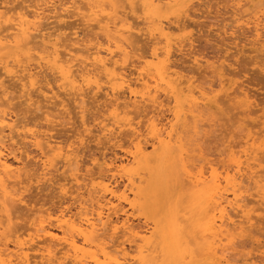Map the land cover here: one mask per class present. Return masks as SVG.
Masks as SVG:
<instances>
[{
	"label": "bare ground",
	"instance_id": "obj_1",
	"mask_svg": "<svg viewBox=\"0 0 264 264\" xmlns=\"http://www.w3.org/2000/svg\"><path fill=\"white\" fill-rule=\"evenodd\" d=\"M76 1H70L72 9H74L72 11H77L82 15V18H85L86 15H83L81 11L84 12L85 10L89 12V16L86 18H92L91 20L94 21V26L100 29L99 32L103 34L102 36L104 38V41L102 40L103 43H100L97 39L96 42H91L92 44L89 49L85 47L86 50L81 49L83 46L77 47L78 50L76 47V50H74V48H70L71 46H67L68 50L65 49L64 52L60 51V49L63 48L62 46H66V44H64L65 41L63 45L50 41L52 37L58 36V34H56L58 30L54 29V32L50 31L48 33H44L43 29L41 30L42 15L45 12H43V10L44 7L48 5L45 0H37V2H40V5H38V3L36 6L32 5L34 9L28 12H26V10L21 12V9L19 12V8H21L20 5H18L20 7L17 8L14 6L9 7L5 3H0V54L2 51L9 52L16 48L24 49L29 53V60L27 59L28 61L26 62L23 59L25 61L24 65H19L20 70H17L19 71L17 73L21 76L19 75L16 79L19 78V80L21 79L23 82L21 98L24 99L23 103H32V93H30V90H32V92L34 91L37 93L39 98L42 97L41 99L51 104V109L58 112L54 111L53 115L52 110L48 109V113H45L46 121L50 122L51 126L52 123L55 122L54 120L63 118L61 115L65 111H63V113H61V111L68 109L66 108V102H64L68 99H62L66 97L75 104L80 119V127H83V131H81L83 133L88 132L86 120L84 119L86 117L85 113H88L87 111L85 112L86 103L84 98L88 91V93L94 94L93 96L102 94L101 96L105 99L103 109L108 112V115L100 116V119L102 118L100 125L97 123V125L100 126L99 131L102 133L101 136L107 137V141L108 139L109 141L115 140L116 144L119 143L118 146H120V148L125 143H120L118 138H120L121 135L128 136L129 140L125 141H128L125 150L126 157L118 164L109 160L99 165L98 159H93L91 162L92 168L82 169L83 166L81 168L77 152L73 149L74 145L63 148L61 144L57 142L59 140L53 138L55 135H52L53 137L50 136L49 131V135L46 133L38 134L37 132H31L24 129L25 126L19 121L21 119L14 120V118H11L12 116H10V114L12 113H9V110H7L10 106L8 103L9 100L2 99V97L10 98V93L7 97V90L5 88L3 89L2 85L7 82L0 83V93L2 94V96H0V264H220V258H224L226 255L225 253L235 250L234 241L236 237H247L244 236L245 230L249 229V225L252 223V216H249V212L246 211L249 209V205L243 196V194H246V190L243 191L242 189V187H244L243 182L252 183V186H254V188H252L257 190L256 195L258 202L260 200L262 205L264 204V178L261 174L263 179L260 178L261 176L256 172V169L260 168L264 163V142L256 145V140L253 138V135L255 134L256 136V134L259 133H254V131L252 132L254 134L251 135V133L246 131L248 133L246 140L242 141L244 144L240 142L243 144L242 147L239 145V148H242L239 156L235 157L234 154L231 153L230 150L234 148L230 145L228 148L226 147L228 149L227 151L230 153L227 161L229 165H227L222 172L219 173L216 168H213V164L209 162L210 160L206 162L204 159H197V162L199 164L203 163V165L200 166L197 173H192V168L194 166L192 164V166L189 165V159L191 158H189L188 153L191 151H189L187 147L188 144H192L184 140L188 135L192 136V134L195 138L197 136V139L195 140L194 138L193 141L198 140L200 133L204 130V126L200 125L203 116H211L210 118L207 117L209 121H214V119L217 120V118H219L215 115L220 111V105H222L225 100L224 96H226L224 104L225 102L227 103L229 99L230 103L231 101L239 100L238 103L247 108L249 114L252 110L250 108L251 110L248 111L250 106L249 92L246 88L240 86L235 88L234 84L230 82L231 80L229 81L225 78V63L222 59L220 60L221 56L220 58L218 57L219 61L203 62L205 64L204 68L210 73L209 75L216 78V83L214 84L212 81V83H204L205 86H196L193 81L187 79L188 77L185 78L175 70V68H178V66L176 67L177 64L174 65L170 62L173 49H177V52H183L185 45L183 46L179 42H174L173 44L172 40H175L172 38V40H170L168 37V30L170 31L171 29L170 16L175 17L178 12H181L188 4V0H78L79 6L76 5ZM29 7L31 6L29 5ZM17 9L19 13L16 12ZM182 12H184V10ZM10 14L15 15L13 17V15L10 16ZM44 16H46V14ZM252 16L254 19L245 23L253 29L254 36L250 46L253 48L252 52L256 54L257 52L264 51V41L263 43L260 41L262 40L260 31L263 26L261 25L262 22L260 18L254 17V14ZM58 17L60 16L58 15ZM241 17L243 18V16ZM78 18H80V16H78ZM140 18L142 20V26L145 25L146 27V32L142 29L143 27L138 30L141 31L140 33H142V30L146 33L144 34L148 37L146 36L144 38H149L151 45L153 43V48L151 47V52L148 54L144 52V54L141 53L137 55L138 60L136 61L137 66L135 67V77H133V79L126 74L125 70L130 52L135 54L133 51L129 50L131 47L129 40L130 38H134V31L137 29L135 27L138 26L136 24L141 23L137 21L134 22V20H139ZM240 18H238L237 21L240 22ZM175 19L176 18L173 20ZM44 21L42 22L44 23ZM131 21L135 24L133 25ZM55 22L56 21H54L53 24ZM234 22H236V20ZM79 23H77V25H80ZM183 28L185 27L178 24L176 30L178 29L177 31H179V29ZM83 29L84 28H82V30ZM94 29L96 28L94 27ZM94 29H92V31ZM138 36L141 35L139 34ZM83 39L85 40V38ZM62 40L64 39L62 38ZM149 40L147 39V41ZM220 40L222 41V39ZM77 42L78 40L75 41V43ZM175 43H178V45ZM221 43H223V41ZM130 49H132V47ZM79 50L81 53L82 50H85L84 52L87 55L84 59L79 60V58H76V54L78 55ZM14 57L16 56L12 57V59H14L12 62L16 61ZM114 58L117 59L115 60ZM3 59H5V57ZM226 59L224 60L226 61ZM199 61L200 60L194 59L193 64L196 65V67H202L203 65L200 64ZM7 62L10 61L8 60ZM7 62L4 61L0 63L3 73H5L7 77H16L11 76V71L8 69ZM12 65L14 66V64ZM14 68L16 67L14 66ZM43 69L52 72L51 74L54 78L53 82L56 84L55 87L49 85L52 83L51 80H47L48 82L45 80V82H43V79L39 80V74L43 73ZM47 70L44 71L47 72ZM194 71L196 72V69ZM207 71H204L206 72L205 74H208ZM228 75H230V73ZM203 78L205 79V77ZM50 81L51 83H49ZM8 82L11 83V81ZM42 82L45 84L41 85ZM61 94L64 95L62 98ZM162 96L168 99L165 102L166 104H163L164 99L161 101ZM227 97H229L228 100ZM222 98L223 101H220ZM43 102L39 103L43 104ZM167 102L168 105L173 103L172 108L169 107L167 109L171 117L169 120L167 119L166 122H163L164 120L162 121L158 118V114L164 111L163 108L167 105ZM67 103L71 104V102ZM35 104H28V106H34ZM16 106H18V103ZM35 106L38 107L37 105ZM92 107H94V105ZM142 109L150 110L149 112L143 110V112H146L145 115H143L146 121H144L143 126H138L134 120L141 116L139 114L142 111L140 113L139 111ZM254 112L256 111H253L252 114H254ZM137 113L139 114L137 115ZM213 114L214 118L212 120ZM65 115L66 114H64V116ZM73 118L75 119V117ZM221 118L222 117H220V119ZM142 123L143 122H141V125ZM259 124L260 123H258V126ZM204 125L206 126V124ZM261 125L264 130V122ZM37 127L38 126H36V128ZM94 129L96 128L94 127ZM258 129L261 130V128ZM25 130L29 132H25ZM95 131L96 130H94V132ZM42 132H45V130H42ZM78 135L81 136V132ZM92 137L94 136L92 135ZM14 138H18L22 143H29L30 146L34 147L39 152L42 167L39 175L30 174L27 166H14L13 163L9 162V157H6L7 155L4 154V151L8 144H10H7V142L14 140ZM89 138L91 137L89 136ZM18 139H16V141ZM184 143H187V146H185ZM148 148H150V150L147 151ZM187 149L189 152H187ZM8 151L9 154H14V151L12 153H10L11 150ZM21 154L23 153L20 152V156L22 157L23 155ZM225 155L227 156V154ZM13 157H15V155ZM58 158L61 160L59 162L63 163L65 170L62 172V177L58 179L59 185H56L59 186V194L62 196L69 194V196L72 197L74 195L73 201L74 204H76L74 212L68 207V209L65 208L57 213H53L54 211H42L40 209L33 210V208L30 214L26 213L29 217L24 213L26 217H28L27 219H29L27 228L25 227L22 229L24 226L22 227L20 224L22 228L12 229L13 221L18 218L17 215L15 216V214H13V204L17 203L19 206V204L24 203L22 195L28 190L27 188L33 180L39 182L50 179L51 169L54 167L52 159ZM58 163L56 164L58 165ZM205 166H209L207 176L203 171L205 170ZM214 166L217 167V164ZM94 169H96V171H93ZM83 170L86 172L84 177L81 176ZM66 172L70 173V178L64 177ZM33 173H35V171ZM117 178L125 182L122 190L120 189L121 187L119 188L116 185L113 186L111 183V179L113 181V179ZM178 180H180L179 189H181V194L180 197L177 196L179 197V201L176 198L177 202L170 209V207L167 208V206H169L168 201L163 203L162 200L166 194L169 196V189L173 184L174 188L178 187ZM50 181L52 182V179ZM67 185H72V191L68 189V192L66 190ZM123 204H126L134 213H138L136 210L141 208V210L146 211L148 215H151L153 227L149 229L150 231H144L145 229L142 230L136 228V226H132L129 223L128 216L119 221L117 216L118 213L122 211ZM249 210L252 211V209ZM20 212L22 214L24 211ZM21 214L18 216L20 217ZM161 216H163L162 221ZM23 217L24 216H22V218ZM20 219L21 218H19V220ZM236 219H239V221L237 222ZM24 221H26V219ZM247 225L249 228L245 229ZM14 226H16V224ZM118 233L121 235L118 236ZM114 236L125 238V242L122 241V243L115 244L113 242ZM125 243L129 244V249L132 247L134 248V252L136 253L135 256H132L129 253L130 251H126L124 247ZM243 261L245 264H248V261L251 262L252 258H247ZM251 263H253V261Z\"/></svg>",
	"mask_w": 264,
	"mask_h": 264
},
{
	"label": "rangeland",
	"instance_id": "obj_2",
	"mask_svg": "<svg viewBox=\"0 0 264 264\" xmlns=\"http://www.w3.org/2000/svg\"><path fill=\"white\" fill-rule=\"evenodd\" d=\"M30 1L29 0H0V3H5L9 7H13L14 6V7H17L18 8V7L21 6V8H19V12H20V9H21V12L23 10L24 11L26 10V12H28V11L33 10L34 9L33 6H36L37 3H38V5H40V2H37V0H30ZM45 1H46V3L48 5L46 7H44L43 12L44 11L45 12L42 15V17H43V20L42 21H44V20L45 21H44V23L41 21V25H42L41 27L42 28L41 27L40 28H41V30L43 29L44 33L45 32L48 33L50 31L51 32L52 31L54 32L55 30H58V31H56L57 32L56 34H58V36L52 37L50 41L51 42H56V43H61L62 45H63V43L65 41L64 44H66V46L65 45L62 46L63 48H61L60 51H63L64 52V50L65 49L68 50V47H70V46H71L70 48H74V50H76L77 47H81V46H83V48L81 47V49H85V47H86V49H89L90 48V45L94 41L96 42L97 39H98V41H100V43H103V41H104L103 39L104 38L102 36L103 34L99 32L100 29L97 26H94V21L91 20L92 18H88L89 20L86 18V17L89 16V12H87V11H85L83 9L84 12L81 11V13L83 15H86V17L85 18H82V15H80L77 11H72V10H74L71 7V5H72L71 2H73V0H45ZM67 1H69V2H67ZM74 1H76V0H74ZM257 3H259V4H257ZM188 4L183 9L184 12H182L183 11L182 10L181 12H178L176 14L178 17L176 15H175V17L174 16H170V27H171V29H170V31L168 30V32H169L168 33V37L170 38V40H172V39L175 40V41L172 40V43L173 44H174V42H179L181 45H183V46L185 45L184 51L182 49L183 52H177L176 51L177 49L176 50H174L175 48L173 49L170 62L172 64H174V65L177 64L176 67L178 66V68H175V70L180 75L184 76L185 78L188 77L187 79H189L190 81H193L194 85H196V86H205L206 83H212V81H213V84H214V83H216V80H215L216 78H213L211 75H209L210 73H208L209 71H207L204 68V65L205 64L203 62H205V61L213 62V61H216V60L219 61V58L221 56L220 60L222 59L223 62L225 63V66L223 65L225 67L224 68L225 69V78L228 79L229 81L231 80L230 82H232L234 84V87L235 88H237L238 86L243 87V88H246V90L249 92V95H250V100H249L250 106L248 108V111L252 109L250 111L251 114L250 113L248 114L247 108H245L242 104H239L238 103L239 100H235L233 102L231 101V103H230L229 102L230 99L228 100L229 97H227V100L228 101H227V103L225 102V104H226L225 105L224 104V101L226 100V96H224V99L225 100L223 101V98H222V100H220V101H223V103L219 101L220 103H222V105H220V111L217 112V115H215V116L219 117V118L216 117L217 120L218 119L219 120L217 121L216 119H214V121H209V119L207 118V117H209L208 115H205V117L203 116L201 118L202 122H201L200 125H203L204 126L203 127L204 130L201 132L202 134L200 133V137L201 138L198 137V140L197 141H199V142L195 141L197 139V136L195 138V137H193V134H192V136L191 135H188V137L185 138V140H184V141H186L188 143L190 142L193 145L192 146V145L188 144V146H187V143H184L185 146L188 147L189 151H191V152H189L188 149H187V152H189L188 153V156H189V158L192 159V160L189 159L190 160V164L189 163L188 164L189 165L192 164L194 166L192 168V173L193 172L194 173H197L198 170L200 169V166L203 165V163H200L199 164L197 162V159H200V160H203L204 159V161H206V162L210 160L209 162H211L213 164V168H216L218 170V172L220 173V172H222L224 170V168L227 165H229V163H227V161L229 159L228 157L230 155L229 151H227L228 150L227 148H228L229 145L232 148H234V149H231L230 150L231 153H233L234 156L237 157V156H239L241 154V149H242L241 147L244 144L242 141L243 140L244 141L246 140V136H247L248 133H251V135L254 134V133H256V132L259 133V134H256V136H255V134L253 135V138L256 140V145H259L262 142H264V135H263L264 134V130H263L262 125H261L264 122V51L263 52H257L258 54L257 53L255 54V52H252L253 51V48H251V46H250L251 44L250 43L253 40V36H254L253 34L254 33H253V29L250 28L251 26H248L246 24L247 21L254 19V18H252L253 17L252 16L253 14H254V17L256 16V17L260 18V20L262 22L261 25L263 26V27H261L262 30L260 31L261 32V39H262L260 41H262L261 43H263V41H264V7H263L264 6V0H188ZM18 5H20V6H18ZM29 5L31 7H29ZM76 5L79 6L78 0L76 1ZM22 7H23V9H22ZM24 7H25V9H24ZM16 12H18V9H17ZM67 12H69V13H67ZM250 13H251V15H250ZM45 14H46L47 17L44 16ZM68 14H70V15H68ZM11 15H13V17H14L15 14H10V16ZM58 15L60 17H58ZM73 15H75L76 17L73 16ZM248 15H250V16H248ZM78 16H80V18H78ZM241 16H243V18ZM77 18H78V20L80 19L81 21L80 20L78 21ZM174 18H176L178 20L175 19L176 20L175 21V20H173ZM238 18H240V22L237 21ZM246 18H247V20H246ZM235 20H236L237 23L234 22ZM54 21H56V22L53 24ZM136 21L137 22H141L142 20L140 18L139 20L138 19L134 20V22H136ZM64 22H66V23H64ZM131 22H133V21H131ZM134 22L132 23L133 25L135 24ZM175 22H179V23H175ZM77 23H79L80 25H77ZM88 23L91 24V25H89ZM178 24L181 25V26H184L185 28L179 29V31H177L178 29L176 30V27H177ZM60 25H62V26H60ZM136 25H138V26H136ZM136 25H135L136 27L134 26L135 28H137L134 31L135 32L134 33V38H130V40H129L130 41L129 43H130V45L132 47V49H130L131 48L130 47L129 50L133 51V53H135V54H132V52H130L129 59L127 60V63H126L127 67H126V70H125L126 74L129 75V76H131L130 78L135 77V67L137 66L136 65L137 64L136 61L138 60L137 59L138 58L137 55H140L141 53L144 54V52L148 54V53L151 52V49L153 48V43L151 45L149 38H144V37L147 36V35H145L146 34L145 33L146 32L145 25L142 26V22L141 23H137ZM94 27L96 29H94ZM141 27H143L142 29H144L145 32L141 29L142 30V33H140L141 31L138 30V29H140ZM82 28H84V29L82 30ZM45 29H46V31H45ZM92 29H94V30L92 31ZM94 31H95V34H94ZM135 34H136V36H135ZM139 34L141 36H138ZM94 35H95V37H94ZM97 36H98V38H97ZM82 37L85 38V40ZM62 38L64 40H62ZM65 38H66V40H65ZM138 39H139V41H138ZM147 39L149 41H147ZM220 39H222L223 43H221L222 41ZM77 40H78V42H77L78 44L75 43V41H77ZM60 41H62V42H60ZM36 42H38V41H36ZM175 44L178 45V43H175ZM78 45H80V46H78ZM88 45H89V47H88ZM16 49H14L12 51H9V52L8 51H2L1 54H0L1 55L0 56V60H1L0 63H2L4 61L7 62L9 60L10 62H7V66L9 67L8 69L11 71V76H16V77H7L5 75V73H3V71H2V69L0 67V72H1L0 73V83L2 84L3 82H7V83L2 84L3 85V89L5 88L7 90V93H8V94H6L7 97L9 96V93H10V96H9L10 98H6V97L3 98L2 97V99L3 100L4 99H6V100L8 99L9 100L8 103L10 104V106H9V108L7 110H9L8 111L9 113L10 112L12 113V114H10V116H12L11 118H14V120L15 119H17V120L21 119L19 121H21V123L23 124V126H25L24 129H27V130H29L31 132H35V133L37 132L38 134L39 133L40 134L41 133L48 134L50 132L49 133L50 136H52V135L54 136L55 135L54 137L53 136L52 137L55 140H59L57 142L60 143L61 144V147H63V148H65V147H67L69 145H74L73 146V149H74V151L77 152V155H78V157L80 159L81 168L83 166L82 169H85V168L86 169L87 168L90 169V168H92L91 162L93 161V159H98V164L99 165L103 164L104 161L105 162H108L109 160H112V161H114L115 163L118 164L121 160H123L126 157L125 150H126L127 142L128 141L127 142H125V141L126 140H129L128 136L126 137L125 135H123L124 136L123 137L121 135L120 138H118L120 140V143H122V144L125 143L124 144L125 146L123 145L122 146L123 148L122 147L120 148V146H118L119 143L116 144L115 140H113V141L110 140L109 141V139L107 141V139H106L107 137L105 138V137L101 136L102 133L99 131V129H100V126H99L100 125V121L102 120V118L100 119V116L102 117V115H104V116H107L108 115V112H106V110L103 109V106H104L103 103H105V99H103V97L101 96L102 94H97V96L96 95L93 96L94 94H92V93L90 94V93H88L89 91L88 92L86 91L87 94H86V96L84 98L85 103H86L85 104L86 105L85 106V112L87 111L88 113H85V116L86 117L84 119L86 120V126H87L88 132H85V133L82 132L83 131V127H80V125H81L80 124V119H79V115L77 114V109L75 107L74 102H72V100L70 101L69 98L63 97L64 95H62V94H61V98L63 97L62 98L63 100L68 99V100H65L64 101V102H66L65 103L67 105L66 108H68V109L61 111V113H63V111H65L61 115V117H63L64 119L62 118V119L54 120L55 122L52 123V126H51V123L48 122V121H46V118H45V116H46L45 113L48 111V109L52 110L51 109L52 105L49 104L47 101L45 102L44 99H41L42 97L39 98V96H37V93L36 92L33 91L34 94H35L34 95L33 92H32V90H30L31 91L30 93H32L31 94L32 95L31 98L33 99V101H32V103H28V104H35L36 103L35 105H37L38 107H36L35 105L34 106H28V104L23 103L24 99L21 98V95H22L21 93L23 91V87H22L23 82L21 81V79L19 80V78L16 79L20 75L19 73H17V72H19L17 70H20L19 65H22V64L24 65L25 61L27 62L29 60L30 55H28L29 53H27L24 49H21V48H19V49L16 48ZM228 49H229V51H228ZM18 50L21 51V52H19ZM77 50H78V48H77ZM143 50H145V51H143ZM14 51H15L16 54L14 53ZM84 51L82 50V53H83L82 54L81 51L79 50V52L81 53V55L78 52V55L76 54V58L77 59L79 58V60L80 59H84L86 57V55H87V54H85ZM23 54H26V55H23ZM229 54H231V55H229ZM262 54H263V56H262ZM8 56H11V57H8ZM13 56H16L14 58L16 59L17 62L16 61L12 62L14 60V59H12ZM258 56H260V57H258ZM4 57H5L6 60L3 59ZM18 57H20V58H18ZM114 59L116 60L117 58H114ZM194 59L200 60L199 63L202 64L203 66L202 67H198V66L196 67V65L193 64V60ZM224 59H226V61ZM22 61H23V63H22ZM118 62L121 63L120 61H118ZM9 63H11V64H9ZM12 64H14V66L16 68H14V66ZM0 66H1V64H0ZM226 67H227V69H226ZM190 68L191 69L193 68L194 70L196 69V72L197 73L193 69L191 71ZM44 70L46 71L47 69H43L42 70L43 73L42 74L40 73L41 75L39 74V78H40L39 80H42L43 79L42 80L43 82H45L47 80L48 81L51 80L52 83L50 81L49 83H51V84H49V85H51V87H55L56 84L53 82V79L54 78H53V76L51 74L52 72H49V70H47V72H45ZM204 71H207L208 74H205L206 72H204ZM45 73H46V75H45ZM229 73H230V75H228ZM203 77H205L206 80ZM4 78H5V80H4ZM8 81H11V83L8 82ZM43 82L41 83V85L45 84ZM16 83H17V85H16ZM19 84H20V86H19ZM14 86H17V87H14ZM11 89H13L14 91L11 90ZM53 89H55V88H53ZM55 90H57V89H55ZM0 92H1V90H0ZM12 94H13V96H12ZM251 94H253L254 96L251 95ZM15 95H16V98H15ZM0 96H2L1 93H0ZM0 99H1V97H0ZM34 99H35V102H34ZM163 99H164V101H163L164 103L163 104H166L165 102L168 99L167 98H164L162 96L161 97V101ZM38 100H40V101H38ZM14 102H16V103H14ZM39 102L40 103L43 102V104H40ZM67 102H71V104L70 103H67ZM90 102L93 103V104H91ZM17 103H18V106H16ZM90 105H91V107L94 105V107H92V109H91ZM172 106H173V103H170L168 105V102H167V105L163 108L164 111L163 112L161 111L160 112L161 114L160 113L158 114V116H159L158 118L161 119L162 121L164 120L163 122H166L167 119L169 120V118L171 116H170V113L168 112L167 109L169 107L172 108ZM34 107H36V108H34ZM45 107H46V109H45ZM10 108H11V110H10ZM27 108H28V111H27ZM104 110H105V112H104ZM143 110H146V112H149L150 109H142V110L139 111V113L142 111L140 114L137 113V115L138 114L141 115L137 119L134 120V122L137 123L138 126H143L144 125V121H146L145 118L143 117V115H145L146 112H143ZM54 111L55 110H52V112H53L52 114L53 115H54ZM95 111H97L98 113L95 112ZM253 111H256V112H254L255 115L252 114ZM55 112H57V111H55ZM67 113H68V115H67ZM64 114H66V115L64 116ZM40 115H41L42 118L40 117ZM16 116L17 117L19 116V117L17 118ZM132 116H133V114H132ZM244 116H247V117H244ZM73 117H75V119ZM220 117H222V118L220 119ZM134 118H135V116H134ZM213 118H214V114L212 115V120H213ZM65 120H66V122H65ZM63 121H64V123H63ZM67 121H68V123H67ZM71 121H73V122H71ZM25 122H26V124H25ZM46 122H47V124H46ZM141 122H143L142 125H141ZM97 123L99 125H97ZM258 123H260L259 126H258ZM92 124H93V126H92ZM204 124H206V126ZM248 124H249V126H248ZM53 125H54V127H53ZM36 126H38V127L36 128ZM94 127L96 129H94ZM77 128H79V129H77ZM258 128H261V130L258 129ZM41 129L43 131L45 130V132H42ZM47 129H49V130H47ZM27 130H25V132ZM94 130L98 131L101 134H99L96 131L94 132ZM29 131H27V132H29ZM262 131H263V133H262ZM80 132H81V136L82 137L80 135H78V134H80ZM89 132L91 133V135H90ZM252 132H254V133H252ZM92 135L94 137H92ZM89 136L91 138H89ZM261 136H263V137H261ZM194 138H195V140H194L195 143L193 141ZM16 139H18V138H16ZM16 139L14 138V140L7 142V144L10 143V144H8V146L10 148L7 146L5 148V151H4L5 152L4 154L7 155L6 157L7 158L9 157V159H8L9 162L13 163L14 166H16V165H19V166H23V165L24 166H27L28 167V171H29L30 174L32 173V174L39 175L41 173V168H42L41 167V162H40L41 161V157H40L39 152L34 147L30 146L29 143H27V142H23L22 143L19 139L17 141H16ZM67 139H68V141H67ZM91 139L92 140L94 139V140L92 141ZM190 139H191V141H190ZM187 140H189V141H187ZM240 142H242L243 144H241ZM72 143H75V144H72ZM96 143H98V144H96ZM196 143L197 144L199 143L198 145H200V146H198ZM189 145H190V148H189ZM239 145H241L240 148H239ZM22 146H24V147H22ZM109 147H110V149H109ZM22 148H24V149H22ZM195 148H196V151H195ZM8 150H11L10 153H12L14 151L13 152L14 154H9V151ZM148 150H150V148H148L147 151ZM235 151H236V153H235ZM20 152L23 153V154H21V155H23L22 156L23 158L20 156ZM225 154H227V156ZM12 155L13 156L15 155V157H13ZM106 158H108V159H106ZM15 160H16V162H15ZM54 160H55V162H54ZM52 161H53L52 162L53 163V166L56 169L54 167L51 169V175L49 176L50 179L48 177L49 180H46V181L45 180H42V181H39V182H36L35 180H33L29 184V186L27 188L28 190H26L25 193H23L24 196L22 195L23 202L24 203L23 204H19V206H18L17 203L16 204H13V207L12 208H14V210L13 209L12 210L14 212L13 211L12 212H13V214H15V216L17 215L18 218L13 221L14 223L12 225L13 226L12 229H15V228L16 229H19V228H22L23 226L24 227L22 229H24L25 227L27 228V226L29 224V221H28L29 219H27L29 216L27 214H30L31 209H33V208H34L33 210L40 209L42 211L43 210L44 211H47V212H49V211L50 212H53L54 211L53 213H55V212L57 213L58 211L63 210V209H65V208L68 207L69 209H71V211L74 212V208L76 206V204H74V201H73L74 195L71 197V196H69V194H67L66 196H62L61 194H59L60 192H59V189H58L59 188V186H58L59 185L58 179H60L62 177V172L65 170L64 167H63V163H60L59 162V161H61V160H59V158L58 159H52ZM222 162H224V163H222ZM56 163H58L59 166ZM216 164H217V167L214 166ZM261 166H260V168H257L256 169L257 170L256 172H257L258 175L261 174L263 176V178H264V163ZM208 167L209 166H205V168H204L205 170H203L205 172V175L206 176H207V174L209 172L208 171L209 170ZM29 169H31V170H29ZM34 171H35V173H33ZM55 171H56V173H55ZM93 171H96V169H94ZM65 174H64L65 175L64 176L65 178H70V173H67L66 172ZM84 175H86V172L83 170L81 172V176L84 177ZM262 176L260 178H262ZM51 179H52V182L53 183L50 181ZM180 180H182V179H180ZM180 180L177 181L178 182V187L177 188L175 187L176 188L175 189L174 188V184H173L172 187L169 189V191H170L169 196L166 194L165 197L163 198L164 201L162 200L163 203H165V202L168 201V205L169 206H167V208L170 207V209H171L175 205V203L177 202L176 201V198L179 201V197H180V194H181V189H179L180 188ZM111 183L113 184V186L116 185L119 188L121 187L120 188L121 190H122V188H124L123 186L125 184L124 181L122 182L121 179L119 180L118 178L117 179H113V181L111 179ZM56 184H58V185H56ZM71 186L72 185H67L66 186L67 187L66 190L68 191V189H69V191L70 190L72 191V189H71L72 187ZM243 186H244V187H242L243 191L246 190V194H243V196L245 197V200L248 202V205H249L248 208L249 209H252V211H250L249 209L246 210V211L249 212V216H252V223H251L252 225L251 224L249 225L250 228L247 225V227H245V229H247V228H249V229H247V230L244 229L245 230L244 236H247V237H243V236L242 237H238V238L236 237V239L234 241V245H235L234 246V249L235 250H232L231 252L229 251L230 254H229V252H227L228 254L225 253L226 254L224 256L225 259L223 257H221L220 258V260H221V263L220 264H245L243 260H245L247 258H252V261H253L254 264H264V206H263L264 204L262 205V203H261L260 200L258 202V198H257V195H256V191L257 190H254L253 189L254 186H252V183L249 184V182H243ZM177 196H179V197H177ZM254 196H256V197H254ZM169 197H170V199H169ZM30 200H31V202H30ZM254 200H256V201H254ZM250 202H252V203H250ZM0 203H1V201H0ZM260 203H261V205H260ZM36 204H37V206H36ZM43 205H44V207H43ZM122 206H123L122 207L123 209H122V211L120 213H118V216H117V218L119 219V221L125 219V217L128 216L129 223L132 226H134V227L136 226V228H139V229H142V230L145 229L144 231H148L149 229H151L153 227L152 217H151V215H148L146 211L141 210V208H138L140 210V212L137 209L136 211L138 213H136V212L134 213L133 211H131V209L128 208V206L126 204H123ZM18 207H19V209H18ZM58 207H60V208H58ZM21 208L24 209V210H22ZM124 210H125V212H124ZM20 211H24V212H22V214H21ZM19 212L21 214L20 217L18 216V215H20ZM24 213L25 214L27 213L26 215L28 217H26V215ZM162 214H163V212H162ZM22 216H24V217L22 218ZM163 216H161V221H162ZM19 218H21L22 220L21 219L19 220ZM23 219L24 220L26 219V221H24ZM239 219H236V221L238 222ZM149 221H151V222H149ZM25 222H27V223H25ZM15 224H16V226H14ZM20 224H21L22 227L20 226ZM22 224H24V225H22ZM244 226H246V225H244ZM246 233H248L249 235L246 234ZM117 235L120 236L121 234L118 233ZM118 236H114L115 238H114V241L113 242L115 244L122 243V241L125 242L124 241L125 238H121V237L118 238ZM250 236H252V237H250ZM128 246H129V244L128 243H125L124 247H125L126 251H128V252L130 251L129 253L132 256L133 255L135 256L136 253L134 252L135 251L134 248L132 247V248L129 249ZM66 262H68V261H66ZM251 262L248 261V264H253Z\"/></svg>",
	"mask_w": 264,
	"mask_h": 264
}]
</instances>
